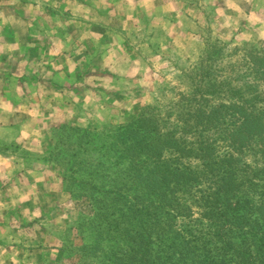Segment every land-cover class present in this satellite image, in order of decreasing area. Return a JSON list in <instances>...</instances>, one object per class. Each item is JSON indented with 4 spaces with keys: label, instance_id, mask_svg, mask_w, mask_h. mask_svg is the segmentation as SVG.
<instances>
[{
    "label": "rangeland",
    "instance_id": "374dc122",
    "mask_svg": "<svg viewBox=\"0 0 264 264\" xmlns=\"http://www.w3.org/2000/svg\"><path fill=\"white\" fill-rule=\"evenodd\" d=\"M55 6L0 0V264H108L105 250L126 249L118 234L96 239L107 231L95 224L125 147L120 125L144 116L223 152L232 109L205 115L240 93L264 107V0H83L57 15ZM248 145L234 156L263 169L264 128ZM257 179L264 185V172ZM199 182L179 226L208 223L197 205L212 184Z\"/></svg>",
    "mask_w": 264,
    "mask_h": 264
},
{
    "label": "trees",
    "instance_id": "16d2710c",
    "mask_svg": "<svg viewBox=\"0 0 264 264\" xmlns=\"http://www.w3.org/2000/svg\"><path fill=\"white\" fill-rule=\"evenodd\" d=\"M257 58L264 61V55ZM238 102L221 103L205 115L222 117L232 109L228 114L235 123L223 131V152L207 140L181 141L172 131L163 133L144 116L118 127L125 147L112 165L116 176L104 177L110 183L102 189L105 207H99L103 216L95 224L107 232L96 239H113L108 235L112 232L127 246L118 253L112 252L114 247L105 250L108 264H264V189L255 193L264 186L257 179L264 168L254 170L234 156L249 146L251 137L261 135L264 107L241 93ZM166 150L202 162L193 166L170 159ZM199 180L212 184L199 196L203 205H197L208 223L199 229L179 226V218L194 214L198 201L189 189ZM92 187L98 189L93 180ZM97 202L93 197L92 204Z\"/></svg>",
    "mask_w": 264,
    "mask_h": 264
},
{
    "label": "crops",
    "instance_id": "0c3cea01",
    "mask_svg": "<svg viewBox=\"0 0 264 264\" xmlns=\"http://www.w3.org/2000/svg\"><path fill=\"white\" fill-rule=\"evenodd\" d=\"M53 1H55V4L57 6V7L55 6L54 12H52V14L55 13V15H57L59 12H61L60 8L63 7V6H65L66 4H70L71 3V5H72V3H76V2L78 3V2H81V1L83 2V0H53ZM92 1H96V2H99V4H102V3L108 2V1L110 2V1H118V0H92ZM45 10H46V8H45ZM48 11L51 12L50 10H48ZM54 41L57 43L58 42V38L57 37L56 38H53V41L52 42H48L46 44V46H45L46 50H52V49H54V47H55Z\"/></svg>",
    "mask_w": 264,
    "mask_h": 264
}]
</instances>
